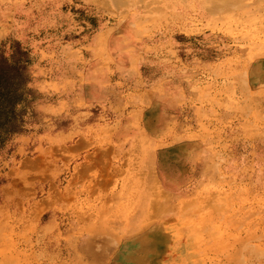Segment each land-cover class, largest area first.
Returning <instances> with one entry per match:
<instances>
[{"label": "rangeland", "instance_id": "rangeland-1", "mask_svg": "<svg viewBox=\"0 0 264 264\" xmlns=\"http://www.w3.org/2000/svg\"><path fill=\"white\" fill-rule=\"evenodd\" d=\"M50 3L0 0V264H136L115 253L138 243L122 238L141 232L175 239L164 255L158 241H150L142 264H264V152H255L257 145L264 149L263 104L254 107L253 93L246 92L250 152L243 172L237 175L223 169L224 160L210 158L191 198L158 202L159 194L142 177L133 185L122 177L101 190L91 178L86 183L77 176L76 161L67 174L62 113L73 125L65 136L83 135L88 121L82 113L87 107L75 95L76 67L68 62L83 54L61 43L52 47L41 27ZM198 3L211 9L205 24L198 23L228 40L230 62H244L239 76L250 88L249 65L264 64V0ZM19 7L29 15L21 29ZM168 7L175 8L172 2ZM252 68L257 72L258 65Z\"/></svg>", "mask_w": 264, "mask_h": 264}, {"label": "crops", "instance_id": "crops-1", "mask_svg": "<svg viewBox=\"0 0 264 264\" xmlns=\"http://www.w3.org/2000/svg\"><path fill=\"white\" fill-rule=\"evenodd\" d=\"M201 1L50 0L41 26L47 39L54 48L61 43L83 54L76 63L68 62L76 67L75 95L87 107L82 113L88 121H83V135L65 136L73 125L62 113L67 174L76 161L77 176L86 183L91 178L101 190L120 184L122 177L127 185L146 178L159 202L166 196L191 198L210 158L224 160L223 169L237 175L243 172L250 152L245 97L253 93L252 105L264 107V64L249 65L250 88L245 89L239 76L244 62H230L228 40L198 23L205 24L202 18L211 14ZM22 11L15 9L19 29L26 24L22 18H29ZM260 149L264 152L259 145L255 152ZM157 235L122 238L138 243L119 247L115 254L142 264L144 250L156 239L164 255L175 239Z\"/></svg>", "mask_w": 264, "mask_h": 264}, {"label": "bare ground", "instance_id": "bare-ground-1", "mask_svg": "<svg viewBox=\"0 0 264 264\" xmlns=\"http://www.w3.org/2000/svg\"><path fill=\"white\" fill-rule=\"evenodd\" d=\"M165 152H166V151H165ZM164 184H165V183H164ZM165 185H166V184H165ZM23 245H24V244H23ZM49 246H50V245H49ZM31 247H32V246H31ZM21 250H22V249H20V251H21ZM62 250H63V249H62ZM21 252L24 253L23 251H21ZM21 252H20V254H21ZM103 253H106V252H103ZM69 254H70V253H69ZM49 255H50V254H49ZM65 255H66V254H65ZM62 256H63V255H62ZM66 256H67V255H66ZM66 256H65V257H66ZM52 258H53V257H52ZM54 258H55V257H54ZM54 258H53V259H54ZM69 259H70V258H69ZM98 260H99V259H98ZM79 261H80V260H77V261H76V264H78V263L81 262V261H80V262H79ZM109 264H110V263H109Z\"/></svg>", "mask_w": 264, "mask_h": 264}]
</instances>
